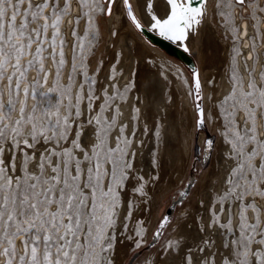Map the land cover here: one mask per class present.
Wrapping results in <instances>:
<instances>
[{
	"label": "snow or ice",
	"instance_id": "obj_1",
	"mask_svg": "<svg viewBox=\"0 0 264 264\" xmlns=\"http://www.w3.org/2000/svg\"><path fill=\"white\" fill-rule=\"evenodd\" d=\"M122 2L131 23L142 28L130 0ZM106 4L0 0V264H117L122 194L131 184L133 197L147 198L148 185L155 188L159 183L160 145L171 140L165 117L157 115L153 121L157 147L151 167L157 171L146 174L136 165L143 148L136 132L142 109L149 106L147 92L142 98L134 80L122 87L112 83L117 65L100 89L95 87V74L89 75L87 60L99 36L98 21L111 15L114 0ZM152 7L148 0V10ZM207 13L206 0H166L163 16L151 15V28L165 39L185 41ZM215 14L225 28L224 38L232 41L230 76L222 98L213 103L216 111L209 113L217 122L218 146L225 149L228 168L226 176L212 182L214 207L208 219L196 217L200 239L190 242L175 226L160 252L178 257L177 264H264V0H216ZM122 55L117 52V59ZM175 73L180 76L181 70ZM208 85L214 88L215 79ZM133 91L138 93L135 97ZM53 93L59 97L54 110L38 109V103L50 102ZM188 96L193 97L199 128L205 117L196 69ZM85 99L86 118L81 108ZM156 107L158 113L167 111V105ZM204 145L210 153L214 139H205ZM185 195L179 190L182 205ZM127 212L119 239L128 249L123 264H134L143 251L146 220L136 221L129 235L132 199ZM169 224L170 217L164 215L154 235Z\"/></svg>",
	"mask_w": 264,
	"mask_h": 264
},
{
	"label": "bare ground",
	"instance_id": "obj_2",
	"mask_svg": "<svg viewBox=\"0 0 264 264\" xmlns=\"http://www.w3.org/2000/svg\"><path fill=\"white\" fill-rule=\"evenodd\" d=\"M131 2L138 19H140V21L150 30H152L151 15L155 13L158 16H163V14L165 13L166 0H152L153 7L151 11H149L147 8L148 0H131ZM206 2L208 13L204 18L202 25L198 26V30H190L185 41H169L183 47L188 53L192 55L195 63H198L199 71L203 74L204 77V81L202 79L201 80L203 81V86L205 88V111L207 122L210 127H217V122L215 121V119L209 117V113L216 111V109L213 108V103L218 97H222L220 94L223 91L224 86L227 84L229 77L226 73L229 68L228 65L231 62L230 58L232 56V52L231 45L226 44L225 39H221L220 36L217 35V40L214 41L213 37L216 36L217 32L215 31V26L211 22V13L212 7L214 6L216 0H206ZM122 4V0H114L112 10L113 13L108 19L109 43L107 42L108 44L104 47V55H102L101 58L104 57L105 60L107 59V61L105 62L107 75H112V66L117 65V67L115 68L116 77L113 79L112 83H117L122 87L126 80H134L136 88L140 90L142 98L143 94L147 92L149 106L147 110L142 109L139 127L136 132V139H145V137L147 136L148 141L151 142L150 139H152V143H154V149L157 147V140L154 135L155 129L153 127V121L157 115L165 117L171 138L175 139V137H173L174 135L177 138L180 137L177 143H174L171 140L167 145H160V151L162 154L166 149L175 148L174 146L176 144L178 145L179 142V149L176 151V153H173L170 150V152H166L167 154L169 153L170 155H172V157H174L173 159L171 156H169L171 158H168V162L177 166V175L174 182L176 184H179L185 179V176L187 174L188 161L190 160L193 145L192 136L195 127V111L193 104L191 103L192 97L188 96L190 83H184L185 80H188V75L185 73L182 64L178 60L170 57L158 46L150 44L148 40H146L143 35L135 29V27L127 18ZM122 21L123 23L125 22L124 24L126 25V28H124L123 30H121L122 28H120ZM113 30H115L117 33L115 36L112 35ZM152 31L158 34V31ZM208 51H210V53H208ZM117 52L123 53L119 60L116 56ZM209 54H215V57H217V60L215 59V62L221 61L220 67L216 66L217 64H214L213 57H210ZM244 55H247V52H245ZM164 61H167L166 65L163 64ZM176 68H179L181 70L180 76L176 75ZM210 68H212L213 71H209ZM103 73H105V71ZM161 73L164 74L162 75ZM213 79H215L216 82L214 88L208 85V81ZM108 83L109 81L107 80V77H105L103 79V83L100 84L104 86ZM137 94L138 93L136 91H133L131 93V96L135 97ZM169 97L172 98L171 101H169ZM161 101H163V103H161ZM157 104H160L161 108L167 105L166 113L164 111H160L158 113L156 107ZM85 111L83 109V112ZM125 111L127 112V105L125 106ZM85 116H87V114ZM145 117H147V119H145ZM145 123L148 124L149 128L147 132L145 131ZM177 131L179 132V136H177ZM202 133L200 134V138H202ZM129 134H131L130 129ZM220 143L221 141H217V143L215 144V149L212 156V165L210 166V168L203 172L200 179L199 187L202 188V192L199 193L197 201H204V204L202 206L203 210L200 216H203L205 219H208L210 215L209 210L214 207L212 202H208V200L212 198V182L220 180L221 177L226 176V171L228 168L227 161L224 158L225 149L222 146H218L220 145ZM198 212L200 213V211ZM223 215L227 216V211ZM195 216H197L195 210L189 212L187 216H183L185 220L183 219L184 223L183 225L179 226V229L181 233L187 234L190 238L197 239L198 236L199 240L201 234H199L197 230L200 227V223L198 220L195 221ZM121 245L123 244H120V246ZM174 262L177 263V261Z\"/></svg>",
	"mask_w": 264,
	"mask_h": 264
},
{
	"label": "rangeland",
	"instance_id": "obj_3",
	"mask_svg": "<svg viewBox=\"0 0 264 264\" xmlns=\"http://www.w3.org/2000/svg\"><path fill=\"white\" fill-rule=\"evenodd\" d=\"M246 2H247V0H246ZM105 7H107L106 0H105ZM112 13H113V11H112ZM112 13H111V15H112ZM111 15L109 16V15L105 14L99 19V21H98L99 36L97 37L93 53L89 55L88 60H87L89 75L92 76L93 74H95V79L97 78L96 79V86H95L97 89L102 88L103 86L100 83H103V79L105 77H108L111 75V74L107 75V73H106L105 62L107 61V59L105 60L104 57L101 58L102 55H104V51H103L104 47L109 43L108 42V39H109V21H108V19L111 17ZM211 16H212L211 22L215 26V31L217 32L216 36L213 37L214 41L217 40V35L220 36L221 39H225L224 38L225 28L221 24L219 17L215 14V3H214V6L212 7ZM124 23L122 21L121 27H120V28H122L121 30L126 28V25ZM122 25H124V26H122ZM83 29H84V23L82 22L78 27V32L80 35H83ZM225 43L230 44L231 48H232V41H231L230 36L227 40L225 39ZM150 44H152V43H150ZM69 47H70V44L65 45V51L67 54L66 60L68 61L69 66H70V62H71L70 56L71 55L68 52ZM208 53H210V51H208ZM209 56L213 57L214 64L215 65L217 64L216 66L220 67L221 61L215 62L217 60L216 59L217 57H215V54H209ZM170 57H172V56H170ZM172 58L175 59L174 57H172ZM101 61H103V63H102L103 65L101 64ZM179 62L182 64V66L185 70V73L188 75L189 83H191V73L192 72L189 71L188 68L181 61H179ZM230 63L228 65L229 68L227 67L229 72L227 71V73H226V74H228L227 75L228 77L230 76V70H229L230 69ZM98 68H99V71L97 73ZM196 70H198V72H199L200 80L202 79L204 81L203 74L199 71V66H198L197 62H196ZM104 71H105V73H103ZM209 71H213V69L210 68ZM73 75L77 79H82V77L79 76L77 73H73ZM202 80H201V84H202V93H203V107H204L205 122L199 128H197L194 125L195 126L194 131H193L194 133L192 136V144H193L192 145V152H191L190 160L188 161V170H187V174L185 176V179L179 184H176L174 182L175 177L177 175L176 174L177 173V166L168 162V158H171L172 155H170L169 153L168 154L166 153L169 150L172 151L173 153L174 152L176 153V151L179 149V146H178L179 142H178V145L176 144L174 146L175 148L166 149L167 151L165 150L164 153L161 154V166L158 169V171H159V183L155 186V188H153V186L151 184L148 185V188H147L148 197L147 198H142L139 195H137L136 197H133L132 193H131L132 185L129 184L128 192L122 194V198H123L124 202L122 205V212L120 214V218H119L118 223H117V241L118 242H117L116 251H117V262H118V264H120V263L123 264V261L126 259L125 253L128 251L127 248L124 246V244L126 242L122 243L120 241L119 233L121 231H123V224L125 222L123 218H124V216H127V214H128L127 204H128L129 199L133 200V212H132L131 218L127 221L128 227H129V233L128 234L132 235L133 232L135 231L136 221L141 220V219L146 220V226H145L146 227V231H145L146 236H144V245L142 246L143 251H141L139 257H137L134 264H145L146 261H154V264H170V263L171 264H177L174 261H178V260H176V259H178V257H175V259H174V256L165 257L164 254L160 252L161 246L164 245L166 243L167 239L171 236L173 227L183 225L184 220H185V218H184L185 216L183 217L181 215L182 213H189L192 210H195L197 216H200L202 213L203 209H202L201 201L200 202L197 201V198L199 197V193L202 192V188L199 187L200 179H201V175L203 174V172L206 171L208 168H210V166L212 165L211 163H212V156H213L214 149H215V144L217 143V141H220L219 137L217 136L216 131H215L217 127H213V126L210 127V125L207 122L206 111H205L206 110L205 109V88L203 86ZM86 93H87V85H85V87H84L85 96H86ZM56 99H59V97L56 93H53L50 102H45L43 104L38 103V109L43 111L44 108H53V110H54ZM192 99H193V97H192ZM37 100L40 101L39 96L37 97ZM74 102L75 101L73 99V103ZM63 103H67V101H64ZM86 105H87V101L85 99L81 103L82 111H83V109H84V111L86 110L84 112L85 115L87 114L86 113L87 112V109H86L87 106ZM97 107H98V105H97ZM61 111H63V106L61 107ZM52 119L55 120V117L53 116ZM195 119H196V113H195ZM195 119H194V123H195ZM78 122L79 121H77V123ZM201 133H202V138H200ZM72 135L73 136L75 135V126L73 128ZM173 137H175V139L171 138V140L174 143L175 142L177 143L178 139H180V137L177 138L175 135ZM208 138L214 139V146H213V149L210 153L204 151V149H205L204 140L208 139ZM142 140H143V148L137 154L136 165L138 168L140 167V169H142L143 172L146 174H149V173L155 174V170L152 169V167H151V160H150L151 154L153 151L151 149H154V146H153L154 143H152L153 142L152 139H150L151 142L148 141L147 136L145 137V139H142ZM144 145H146V146H144ZM177 146H178V148H177ZM25 150L30 151L28 149H25ZM145 150H147V151H145ZM146 154H148V155H146ZM169 156H171V157H169ZM172 158L174 159V157H172ZM181 189L187 193V195H185L182 198L184 201L183 205L181 204V198L179 196V190H181ZM145 199H147L148 202H145ZM257 199H259V198H257ZM211 200H212V198L210 200H208V202L211 203L212 202ZM205 205H206V203H205ZM215 207L219 208V205L217 204V206H215ZM218 208L216 209L217 211L219 210ZM198 211H200V213ZM198 213H199V215H198ZM164 215H168L170 217V224L167 225L158 236L154 235L156 227H157V223H158L159 219H161ZM197 216L194 217L195 221H197L196 220ZM192 239L193 238L189 237V240L192 241ZM196 240H198V236H197ZM120 244H123V245L120 246ZM122 246H123V248H122ZM118 253H119V256H118ZM121 253H122V255H121ZM168 257L169 258L171 257L170 258L171 262L169 261ZM172 261H173V263H172Z\"/></svg>",
	"mask_w": 264,
	"mask_h": 264
},
{
	"label": "water",
	"instance_id": "obj_4",
	"mask_svg": "<svg viewBox=\"0 0 264 264\" xmlns=\"http://www.w3.org/2000/svg\"><path fill=\"white\" fill-rule=\"evenodd\" d=\"M130 4L132 5L131 0H130ZM133 12H134V9H133ZM125 13H126V10H125ZM134 14H135V12H134ZM129 21H130V19H129ZM142 25H143L142 28H140V29L135 28V29L140 34H142L146 40H148L153 45L158 46L160 49H162L169 56H172L175 59L181 61L188 68L189 71L192 72L193 69H196V63H195L194 58L183 47L176 45V44L170 42L169 40L165 39L164 37H161L160 35L154 33L152 30L147 28L143 23H142Z\"/></svg>",
	"mask_w": 264,
	"mask_h": 264
}]
</instances>
